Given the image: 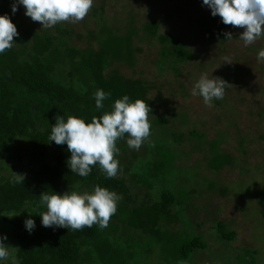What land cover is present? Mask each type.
Listing matches in <instances>:
<instances>
[{
    "label": "trees",
    "instance_id": "1",
    "mask_svg": "<svg viewBox=\"0 0 264 264\" xmlns=\"http://www.w3.org/2000/svg\"><path fill=\"white\" fill-rule=\"evenodd\" d=\"M13 3L14 0H0V15L7 14L19 33L18 37H14L13 47L0 55V223L18 241L15 256L19 264H81L82 257L90 258L95 254H106L114 261H122L121 242L125 239L122 233L143 229L155 233L151 238L162 236L157 229L162 227L159 226L163 220L161 217L171 212L175 215L180 210V203L175 204L177 195L165 190L159 200L151 198L149 203L144 204L142 216L134 207L135 215L131 216V220L120 224L121 229L113 227L110 230L112 239L109 244L103 240L97 224L80 230L43 227L39 215L46 211V207L40 203V195L44 192L63 195L83 189L90 193L95 186H100L122 197L117 204L120 209L121 201L125 200L129 205L130 198H133L131 194L143 196L145 190L153 194V188L158 183L160 188L163 187V183L167 182L166 149L173 145L185 153L184 138L182 142L175 140L158 145L157 139H162L163 134H169L173 128L170 127L173 121L167 116V105L165 116L160 115L159 106L160 114L155 117L150 98L152 85L122 74L120 66L136 72L140 59L138 54L143 51L137 44L145 40L157 41L161 46L156 61L160 72L167 69L178 71L180 65L194 60L196 52L189 42L174 34L161 33L160 20L157 17L145 20L139 9L129 4V0H94L84 20L60 22L53 28H42L41 24L38 26V22L32 20L24 23L22 16L25 8L21 5L13 15ZM111 6L116 9L113 14L109 13ZM211 19L209 25H201H205L206 41L213 48L217 40L226 43L229 39L225 34L231 32L230 25H224L219 16H211ZM98 89L111 93L110 98L103 101L101 109L96 108L93 97ZM125 95L130 98V103L140 99L152 109L149 114V138L139 150L128 147L127 134L117 141L119 154L114 158L119 160L120 171L113 179L106 178L98 165L93 166L87 177L72 173L67 166L71 155L67 145L49 142L56 117H62L66 122L69 116H75L87 123L93 117L99 118L111 111L112 104ZM190 125L193 130L190 134L186 131L188 135L196 141L208 143V148L211 144L208 162L213 173L234 165L237 159L220 150L223 140L221 143L218 141L221 137L211 142L193 123ZM14 173L24 175L23 183L12 182ZM29 218L36 222L31 234L24 226V221ZM195 223L197 233H201L205 226L196 219ZM8 224L12 229L7 228ZM173 224L176 228L180 226L179 220ZM211 225L213 231L219 228V235L216 236L218 248H212L210 241L207 244L195 238L173 250L176 262L208 264L210 251L215 250V260L223 264L258 263L254 257L256 252L250 249L246 253L248 258L239 255L232 260V257L220 256L238 234L225 232L221 222ZM206 255L209 259L204 262L200 258ZM221 257L228 260H221ZM245 259L247 262H244Z\"/></svg>",
    "mask_w": 264,
    "mask_h": 264
},
{
    "label": "rangeland",
    "instance_id": "2",
    "mask_svg": "<svg viewBox=\"0 0 264 264\" xmlns=\"http://www.w3.org/2000/svg\"><path fill=\"white\" fill-rule=\"evenodd\" d=\"M129 4L139 9L145 20L157 17L161 33L174 34L189 42L196 52L194 60L180 65L178 71L167 69L160 72L156 61L161 46L157 41L145 40L137 44L143 51L138 54L140 59L136 72L120 66L122 74L152 85L150 98L155 117L160 112L165 116L167 105V116L171 117L173 122L170 127L173 128L169 134H163L162 139H157L158 145L167 144V141L182 142L183 137L186 152L173 145L166 149L167 182L161 188L158 183L153 188V194L146 190L143 196L131 194L133 198H130L129 205L127 201H121V208L117 205L118 211L111 216L108 226L100 228L102 238L109 244L113 227L121 229L120 224L131 220L136 209L142 216L144 204L149 203L151 198L159 200L165 190L177 195L175 204L180 203L181 206H178L180 210L175 215L171 212V215L161 217L163 220L159 226L162 227L157 228L162 235L160 237L151 238L155 233L143 229L122 233L125 238L121 242L122 261H114L106 254H95L90 258L82 257L81 264H190L189 261L176 262L173 250L195 238L207 244L210 241L212 248H218L216 236L219 235V228L211 230V224L217 221L224 225L225 232L235 231L238 234L220 256L232 257V260L239 255L247 257L250 249L256 252L255 260L264 264V62L257 61L258 51L264 49V38L245 47L239 39L244 29L230 25L232 38L224 44L217 40L212 48L206 41L204 28L212 22V15L211 10L203 6V0H129ZM115 11L114 7L109 8V13ZM22 18L24 23L31 21L25 14ZM205 74L209 78H222L230 85L224 98L214 100L211 107H207L201 97L191 95L194 84ZM174 113L175 116H171ZM184 123L187 124L182 125ZM191 123L211 142L221 137L218 141L221 143L223 140L220 150L237 159L234 165L213 173L208 162L211 144L208 148V143L196 141L186 133L189 131L190 134L193 130ZM218 155L221 156L219 152ZM194 218L203 223L205 227L202 231L205 232L197 233ZM177 220L179 228L173 226ZM146 226L153 228L154 225ZM7 228L10 230L12 226L8 224ZM0 236L7 237L4 243L8 246L15 247L18 242L13 234L3 229L2 222ZM12 251L16 255V249ZM215 255L216 251L211 250L210 259L207 255L200 259L204 262L209 259L208 264H216ZM228 258L221 257V260ZM217 264L223 263L218 261Z\"/></svg>",
    "mask_w": 264,
    "mask_h": 264
},
{
    "label": "clouds",
    "instance_id": "3",
    "mask_svg": "<svg viewBox=\"0 0 264 264\" xmlns=\"http://www.w3.org/2000/svg\"><path fill=\"white\" fill-rule=\"evenodd\" d=\"M94 0H14L11 6L12 14L22 5L25 16L34 22H39L42 28H53L60 22H78L85 19ZM203 6L211 10L213 17L219 16L224 25L243 28L239 39L244 46H250L264 38V0H203ZM226 39L232 34L226 33ZM16 25L5 14L0 15V55L5 54L18 37ZM257 61L264 62V49L257 53ZM230 86L222 78H209L202 75L194 84L191 95L201 97L207 107L214 100H222L226 88ZM111 93L98 89L93 97L97 109L103 108V101L110 98ZM152 112L145 101L137 99L130 103L125 95L112 104L111 111L101 117H93L90 122L82 118L69 116L67 121L56 117L55 126L51 128L49 142L57 145H67L71 153L67 166L72 173L80 177L91 174L93 166L98 165L106 178L113 179L120 171L117 141L126 138L130 149L139 150L144 141L151 135L149 114ZM25 177L14 173L13 183H23ZM122 199L114 191L95 186L92 192L80 193L68 191L63 195H40V203L46 207L41 213V225L45 228H71L80 230L97 224L100 228L108 226L111 216L117 211V204ZM25 229L31 234L36 228L34 219L24 221ZM6 236H0V264H19L12 249L4 243Z\"/></svg>",
    "mask_w": 264,
    "mask_h": 264
},
{
    "label": "bare ground",
    "instance_id": "4",
    "mask_svg": "<svg viewBox=\"0 0 264 264\" xmlns=\"http://www.w3.org/2000/svg\"><path fill=\"white\" fill-rule=\"evenodd\" d=\"M76 97V96H75ZM48 186V185H47ZM48 230V229H47ZM235 232V231H234ZM227 236V235H226ZM63 259V258H62ZM76 259V258H75ZM71 260H73V259H71ZM61 261V260H60ZM93 261V260H92ZM50 263V262H49ZM93 263V262H92Z\"/></svg>",
    "mask_w": 264,
    "mask_h": 264
}]
</instances>
